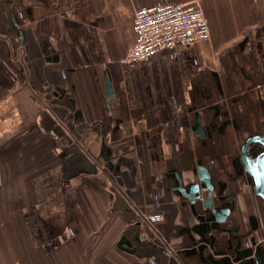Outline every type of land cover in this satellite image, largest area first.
I'll return each instance as SVG.
<instances>
[{
    "label": "crops",
    "instance_id": "1",
    "mask_svg": "<svg viewBox=\"0 0 264 264\" xmlns=\"http://www.w3.org/2000/svg\"><path fill=\"white\" fill-rule=\"evenodd\" d=\"M189 2L209 40L128 59ZM0 264H264V0H0Z\"/></svg>",
    "mask_w": 264,
    "mask_h": 264
},
{
    "label": "built area",
    "instance_id": "2",
    "mask_svg": "<svg viewBox=\"0 0 264 264\" xmlns=\"http://www.w3.org/2000/svg\"><path fill=\"white\" fill-rule=\"evenodd\" d=\"M135 42L128 59L145 63L161 52H175L211 37L209 23L196 2L142 7L134 13Z\"/></svg>",
    "mask_w": 264,
    "mask_h": 264
},
{
    "label": "water",
    "instance_id": "3",
    "mask_svg": "<svg viewBox=\"0 0 264 264\" xmlns=\"http://www.w3.org/2000/svg\"><path fill=\"white\" fill-rule=\"evenodd\" d=\"M104 83L107 96H113V87L107 74L104 75ZM203 178L205 179V184L208 189V192L205 196L203 195V193H201L202 191L200 189V185L198 184L191 185L188 188H182L179 184V186L175 187L174 189L179 191L188 200L192 213L199 219L203 226L207 227V225L211 223H216L220 214L213 205V201L211 198V186L209 185L208 175L201 177V180H203ZM197 202L201 204L200 214L196 209ZM147 244H150L151 246H159V249L167 253L164 245L158 240H155V242L152 243L147 242ZM117 246L119 249L126 252L133 253L135 251V249L131 248L126 236L122 237Z\"/></svg>",
    "mask_w": 264,
    "mask_h": 264
},
{
    "label": "rangeland",
    "instance_id": "4",
    "mask_svg": "<svg viewBox=\"0 0 264 264\" xmlns=\"http://www.w3.org/2000/svg\"><path fill=\"white\" fill-rule=\"evenodd\" d=\"M61 128H62V126H61ZM63 128H64V130L65 131H67L68 132V128L65 126V125H63ZM90 132V131H89ZM70 135H72V133H70ZM89 135H91V133H89ZM76 142H75V144H77L78 146L79 145H81V142H78V140H75ZM101 166V165H100ZM100 168H102V167H100ZM120 190V189H119ZM165 247V246H164Z\"/></svg>",
    "mask_w": 264,
    "mask_h": 264
}]
</instances>
